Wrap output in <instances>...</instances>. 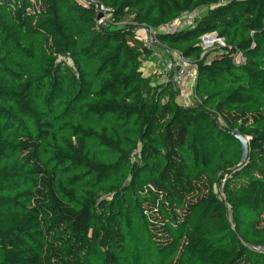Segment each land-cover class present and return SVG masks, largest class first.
<instances>
[{"label": "trees", "instance_id": "obj_1", "mask_svg": "<svg viewBox=\"0 0 264 264\" xmlns=\"http://www.w3.org/2000/svg\"><path fill=\"white\" fill-rule=\"evenodd\" d=\"M98 1L104 26L94 4L0 0V264H264V0ZM204 6L158 34L198 67L188 107L112 25ZM213 32L227 45L210 61Z\"/></svg>", "mask_w": 264, "mask_h": 264}, {"label": "built area", "instance_id": "obj_2", "mask_svg": "<svg viewBox=\"0 0 264 264\" xmlns=\"http://www.w3.org/2000/svg\"><path fill=\"white\" fill-rule=\"evenodd\" d=\"M81 5L88 7L91 4L95 5V10L98 13L96 24L98 26H104L107 23H111L113 10L110 7L105 6L98 0H77ZM197 17L196 11H183L179 17L174 20L161 25L159 28L155 29L147 25H143L141 28L144 33L139 35V39L146 50L151 51L152 55L156 54V46L161 45V41L158 37L159 33H170L176 30L193 26ZM226 40L223 36H219L217 33H208L202 36L201 46L203 48V53L201 57H206L211 54L212 50H221L226 47ZM217 48V49H216ZM209 60V59H208ZM245 60L244 55L241 52H237L235 56V62L240 63ZM158 77V82L160 84L168 83L173 81L176 86L181 87L185 83H190L195 86V82L198 76V67L189 58L183 57L179 54L174 58L173 63L163 64L159 66L155 71ZM139 150V149H138ZM138 150H134L131 153V158L133 161L136 160L138 155ZM234 227V224L232 223ZM258 251L264 252V245H259L256 247Z\"/></svg>", "mask_w": 264, "mask_h": 264}, {"label": "rangeland", "instance_id": "obj_3", "mask_svg": "<svg viewBox=\"0 0 264 264\" xmlns=\"http://www.w3.org/2000/svg\"><path fill=\"white\" fill-rule=\"evenodd\" d=\"M210 9L209 6H204V7H199L196 10L197 15L201 16L203 14H205L208 10ZM115 26L117 29H127V28H132L135 30V32H138L140 34H143L144 31L141 29L143 28V25H140L135 19L133 15H129L127 16L122 22L118 23L117 25H112ZM217 49V48H216ZM156 50V54L155 55H151L150 57H143L139 63V68L143 73H145V75L149 74V76H151V82L154 85H159L160 83L158 82V77L155 74V71L157 70V68L159 66H162L163 64H171L173 63L174 58H176L178 56L176 51H170L167 47L163 46V45H158L155 48ZM217 50H212L211 54L208 56V59L211 61V59L213 58V56L217 53ZM150 59H152L154 62L151 63V67L148 70V64H150V62H148ZM59 60H61L65 65L74 68V63L72 62L71 58L66 55L63 54L60 56ZM147 77V76H146ZM175 89L178 90L180 92V89L175 86ZM189 94H185L184 96H180L179 95V102L181 104H184L185 106L188 107H196L199 104V100L196 97V95H194V93L192 92V90H189ZM100 201L103 199H109L110 195L105 194V193H101L100 194Z\"/></svg>", "mask_w": 264, "mask_h": 264}, {"label": "water", "instance_id": "obj_4", "mask_svg": "<svg viewBox=\"0 0 264 264\" xmlns=\"http://www.w3.org/2000/svg\"><path fill=\"white\" fill-rule=\"evenodd\" d=\"M230 134L240 141V147L242 151L240 163L242 164L248 160L249 157V137L241 134L239 131H233Z\"/></svg>", "mask_w": 264, "mask_h": 264}, {"label": "crops", "instance_id": "obj_5", "mask_svg": "<svg viewBox=\"0 0 264 264\" xmlns=\"http://www.w3.org/2000/svg\"><path fill=\"white\" fill-rule=\"evenodd\" d=\"M148 62H150V64H148V70L150 69V67L152 66L151 63H153L154 61L152 59H150ZM143 76H147V77H150L149 74L145 75V73H143ZM180 89V96H184L185 94H189V90H192V92L194 93L195 95V92H194V87L192 86V84L190 83H185L183 84V86L179 87Z\"/></svg>", "mask_w": 264, "mask_h": 264}]
</instances>
